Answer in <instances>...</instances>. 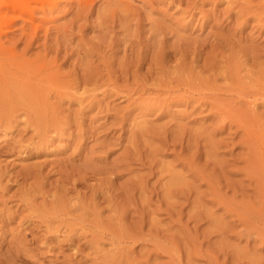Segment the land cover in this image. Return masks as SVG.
Wrapping results in <instances>:
<instances>
[{"label": "rangeland", "instance_id": "1", "mask_svg": "<svg viewBox=\"0 0 264 264\" xmlns=\"http://www.w3.org/2000/svg\"><path fill=\"white\" fill-rule=\"evenodd\" d=\"M42 1L0 28V264H264V0Z\"/></svg>", "mask_w": 264, "mask_h": 264}, {"label": "bare ground", "instance_id": "2", "mask_svg": "<svg viewBox=\"0 0 264 264\" xmlns=\"http://www.w3.org/2000/svg\"><path fill=\"white\" fill-rule=\"evenodd\" d=\"M38 2L43 3L42 0H0V28L8 25L6 17L9 13L23 14L27 12L31 14L33 11V4ZM41 55H43V53Z\"/></svg>", "mask_w": 264, "mask_h": 264}]
</instances>
